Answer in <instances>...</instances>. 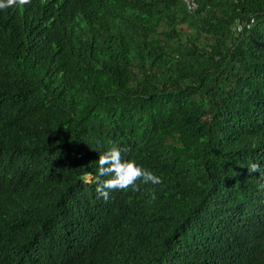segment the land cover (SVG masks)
I'll use <instances>...</instances> for the list:
<instances>
[{"label":"trees","instance_id":"16d2710c","mask_svg":"<svg viewBox=\"0 0 264 264\" xmlns=\"http://www.w3.org/2000/svg\"><path fill=\"white\" fill-rule=\"evenodd\" d=\"M194 1L109 0L110 24L92 28L62 0L0 11V218L9 214L23 240L12 249L5 223L0 264H68L85 229L98 237L79 177L113 144L163 181L118 194L127 208L112 229L117 262L207 264L199 235L184 236L198 231L197 214L218 223L220 237L242 228L216 193L240 185L223 169L243 177L253 162L201 146L264 125V0ZM69 181L76 197L62 238L43 231L54 194L70 199ZM205 190L215 202L203 208ZM55 235L49 250L39 246ZM259 256L264 264L263 248Z\"/></svg>","mask_w":264,"mask_h":264},{"label":"clouds","instance_id":"9594fccd","mask_svg":"<svg viewBox=\"0 0 264 264\" xmlns=\"http://www.w3.org/2000/svg\"><path fill=\"white\" fill-rule=\"evenodd\" d=\"M34 1L0 0V11L23 8L31 5ZM62 1L71 9L73 16L83 15L85 20L90 21L91 28L102 23L110 24L109 18L116 6L112 4L106 9L105 5L109 0ZM182 1L186 2L185 0ZM40 10L43 8L40 7ZM10 17L11 14H7V19ZM79 38L80 35L73 33L64 39L63 44L70 47ZM261 100L264 101V98ZM207 146L212 149V157L217 159L224 152H228L236 160L245 162V164L246 159L253 162L249 165V169H246L243 177L229 175L223 169L220 174L230 176L231 180L239 182L240 185L232 188V183L225 182L224 191L216 193L218 200H224L228 208L237 217L242 218L238 222L242 228L230 237H220L218 233H223L220 225L218 223L211 224L208 222V217L197 214L199 218V220L197 219L198 231L190 236L184 232V236L189 240L191 236L199 235V240L207 257V264H261L259 252L260 248L264 249V125H256L251 134H248L247 127L244 125L235 134L229 133L227 139L203 144L201 151H204ZM88 149H90L88 146L79 148L81 158L87 155ZM91 162L94 170L79 177L78 185L90 206L88 217L97 229L98 237L93 239L89 231L85 229L84 236L76 242L73 250L68 253V264H121L117 262V258L122 253V247L118 248V240L112 229L118 223L121 212L127 207L125 199L120 198L118 194L126 192L129 186L136 188L138 180L142 179L145 183L151 182L153 185H157L163 182L162 177L139 164L136 160L125 158L121 147L114 144L100 154L99 158L95 153ZM68 185L70 186L68 193L70 199L64 194L62 188L54 194L53 206L47 208L49 225L44 227L43 232L51 229L61 235L62 231L67 228L69 219L73 215L70 200L76 197L72 182L69 181ZM213 202H215V197L210 196L205 190L197 200V206L210 207ZM208 215L215 217L214 214ZM79 219L77 217L75 223ZM5 223L9 225V230L4 238L12 249L18 247L23 240L11 231L9 214L0 218V233ZM74 226L76 230L77 223ZM43 232L37 233L31 241L39 244L44 238ZM12 235L17 236V241L11 238ZM54 237L56 235L49 240L46 239L39 246L49 250L54 246L51 242ZM1 241L0 236V245ZM114 245L116 247L112 250ZM182 251L179 248L177 251H173V255ZM53 264H65V261L62 259Z\"/></svg>","mask_w":264,"mask_h":264},{"label":"built area","instance_id":"2783aa9c","mask_svg":"<svg viewBox=\"0 0 264 264\" xmlns=\"http://www.w3.org/2000/svg\"><path fill=\"white\" fill-rule=\"evenodd\" d=\"M185 1L188 3V5L190 6V8L197 7L194 0H185Z\"/></svg>","mask_w":264,"mask_h":264}]
</instances>
